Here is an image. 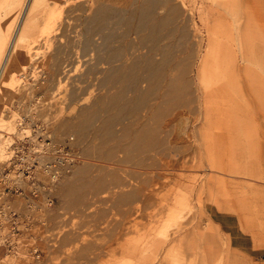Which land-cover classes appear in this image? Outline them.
I'll return each mask as SVG.
<instances>
[{"label": "rangeland", "instance_id": "1", "mask_svg": "<svg viewBox=\"0 0 264 264\" xmlns=\"http://www.w3.org/2000/svg\"><path fill=\"white\" fill-rule=\"evenodd\" d=\"M97 1L129 0H0V139L2 130L14 127L20 99L27 102L37 91L54 96L48 110L53 134L74 136L83 155L73 172L88 164L78 176L90 188L104 183L73 205L60 191L73 172L59 181L48 215L57 242L44 250L50 252L47 264H264V152L257 151L263 138L233 135L240 128L235 119L257 115L262 102L261 87L249 83L243 101L235 80L242 77L238 39L252 44L258 28L264 36V0H173L176 24L187 28L193 50L188 77L194 99L188 108L171 110L166 124L172 143L152 151L146 167L122 161V150L103 157L93 131L74 134L71 128L81 109L102 106L101 98L114 92L103 85L107 65L97 62L93 48L99 35H87L83 21ZM141 1L133 0L134 6ZM86 37H92L89 49ZM129 39L138 42L135 34ZM259 47L253 50L263 56L264 42ZM228 68H234L230 85ZM174 70L166 64L168 77ZM124 195L134 197L121 201Z\"/></svg>", "mask_w": 264, "mask_h": 264}, {"label": "bare ground", "instance_id": "2", "mask_svg": "<svg viewBox=\"0 0 264 264\" xmlns=\"http://www.w3.org/2000/svg\"><path fill=\"white\" fill-rule=\"evenodd\" d=\"M82 10L85 12L87 9L83 7ZM159 11L165 13L161 15ZM178 15L179 8L173 0H142L137 6H134L133 0H129L124 5L97 1L89 14L83 16L87 35H99L100 43L97 42L93 48L97 52V62L107 65L103 71V85L113 87L114 92H107L101 98L102 106L93 105L81 109L80 122L72 125L71 128L73 133L75 131L79 134L93 131L100 139V145L96 150L103 157L111 158L116 150H122L125 154L122 161L146 167L149 159L151 160L152 151L165 148L167 144L172 143L171 131L167 127L166 119L171 110H175L176 107L186 108L194 99L188 77L190 65L188 58L193 50L188 49L187 28L176 24ZM122 27L124 30L119 31ZM211 33L214 32L210 30L209 34ZM131 34L137 36V43L129 39ZM167 37H171L169 45L165 42ZM91 38L86 37L85 49L93 46ZM116 42L118 44H115ZM238 45L241 55L237 58V62L242 77L240 81L236 79L235 82L240 84L239 87L244 95V85L249 80V53L244 49L240 39ZM142 48L146 49V52H140L139 49ZM176 51H181L183 55L178 56ZM231 56L234 64L236 55ZM251 58L252 65L258 68V52L253 50ZM169 62L176 67L174 70L176 74L173 77H168L166 71V64ZM232 69L228 68L225 71L228 85H230ZM2 73L3 69L0 76ZM252 78L254 85L257 86L259 75L255 69ZM243 101L246 102L245 97ZM98 120L100 123L97 122ZM95 121L98 126H95ZM119 123L121 127L119 132H116L114 125ZM91 149L89 148L87 152ZM89 169L88 164H83L74 172L72 170L71 176L61 184L60 191L73 205L81 202L89 191L100 190L104 185L100 182L98 187L95 185L97 188H90L89 180L86 178L82 180L78 176L81 172L87 173ZM130 197L134 195L121 196L120 200L124 201Z\"/></svg>", "mask_w": 264, "mask_h": 264}, {"label": "built area", "instance_id": "3", "mask_svg": "<svg viewBox=\"0 0 264 264\" xmlns=\"http://www.w3.org/2000/svg\"><path fill=\"white\" fill-rule=\"evenodd\" d=\"M45 77L42 76V82ZM50 98L40 91L20 99L12 130L1 131L0 259L21 264H47L57 232L49 225L54 191L83 158L74 136L57 138L48 114Z\"/></svg>", "mask_w": 264, "mask_h": 264}, {"label": "crops", "instance_id": "4", "mask_svg": "<svg viewBox=\"0 0 264 264\" xmlns=\"http://www.w3.org/2000/svg\"><path fill=\"white\" fill-rule=\"evenodd\" d=\"M252 42H253L252 44H250V43L248 44L245 41V38H243V45L246 46V49L249 53V57H248L249 80L247 83H249V85L252 84L255 88H258V89H259V86L261 87L260 89H261L262 102L260 103V106H259L260 110H259V113L257 115L248 116V117L241 116L239 119H235L236 122L238 121L240 123V125H239L240 128L238 129L239 132L234 133L233 135H238V136H243V137H245V136H249V137L257 136V137L263 138L262 144H261L262 148L258 149L257 151L264 152V55L261 56L259 54V50H258L259 67L260 68L262 67L261 68L262 74H260V73L258 74V72H257V74L259 75V82H258L257 86L254 85L253 78H252L253 71H254V69H255V71H257L256 70L257 68H255L252 65V58H251L254 46L256 44H258V47H259V45H263V42H264V36L260 35L259 28L254 33V35L252 37ZM247 83L244 85V97H245V99H246L245 89H246ZM250 88H252L251 85H250ZM249 91H251V93L249 92L251 98L256 97V95L253 93L252 89H249ZM250 100H249V102H250ZM246 102H247V99H246ZM219 135H229V134L228 133H221ZM0 146H1V143H0Z\"/></svg>", "mask_w": 264, "mask_h": 264}]
</instances>
